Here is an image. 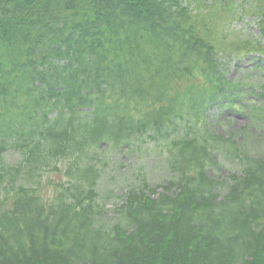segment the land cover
<instances>
[{"label": "trees", "instance_id": "16d2710c", "mask_svg": "<svg viewBox=\"0 0 264 264\" xmlns=\"http://www.w3.org/2000/svg\"><path fill=\"white\" fill-rule=\"evenodd\" d=\"M244 17L264 37V0H0V264H264V154L207 117L264 124L225 67L264 68ZM146 138L172 176L109 216L104 162Z\"/></svg>", "mask_w": 264, "mask_h": 264}, {"label": "rangeland", "instance_id": "374dc122", "mask_svg": "<svg viewBox=\"0 0 264 264\" xmlns=\"http://www.w3.org/2000/svg\"><path fill=\"white\" fill-rule=\"evenodd\" d=\"M230 27L231 32L237 35L264 41L258 26L249 17L232 22ZM253 62L251 56H246L227 62L225 67L228 69V78L234 82L242 83L245 90L251 89L253 94L249 97L255 98V94L260 92L261 83L259 80L264 81V69L251 67ZM209 118L215 121L214 128L224 136L228 135L230 131L245 128L246 146L252 153L258 151L264 154V124H251L245 111L234 110L231 107L221 110L219 107H212L209 111ZM243 140V136L238 137V141ZM6 156L8 160H15L17 157L12 151L8 152ZM104 164L100 189L101 195L107 199L105 210L109 216L113 214L112 209H114L115 203L118 205L121 203L122 195L131 182L139 183L146 179L147 184L153 187L156 184L166 183L172 176L157 150H142L139 145L136 149H125L118 154L114 151L109 154ZM235 165L234 161L226 162L221 173L225 174Z\"/></svg>", "mask_w": 264, "mask_h": 264}]
</instances>
